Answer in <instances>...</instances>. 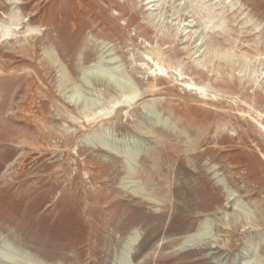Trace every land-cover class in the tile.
Instances as JSON below:
<instances>
[{
    "label": "rangeland",
    "instance_id": "obj_1",
    "mask_svg": "<svg viewBox=\"0 0 264 264\" xmlns=\"http://www.w3.org/2000/svg\"><path fill=\"white\" fill-rule=\"evenodd\" d=\"M147 3L0 0V264H264V0Z\"/></svg>",
    "mask_w": 264,
    "mask_h": 264
},
{
    "label": "bare ground",
    "instance_id": "obj_2",
    "mask_svg": "<svg viewBox=\"0 0 264 264\" xmlns=\"http://www.w3.org/2000/svg\"><path fill=\"white\" fill-rule=\"evenodd\" d=\"M27 1H28V0H27ZM156 2H157V0H148L147 5H152L153 3H156ZM154 6H155V5H154ZM9 35H10V28H9V27H6V28L4 29V32L2 33V37H3V38H6V37H8ZM33 48L35 49V51H34L35 54H37L38 52H37L36 49H38V47H33ZM147 57H148V56H147ZM149 57H150V56H149ZM151 57H152V56H151ZM52 59H53V57H52ZM55 61H56V60H55ZM150 61H151V60H150ZM157 67H158L160 73L164 71V69H163L161 66L158 65ZM105 72H106V71H105ZM0 73H1V72H0ZM65 74H66L65 76L68 75L67 73H65ZM105 74H106V73H105ZM67 77H68V76H67ZM65 78H66V77H65ZM68 79H69V77H68ZM68 79H67V80H68ZM115 79H116V78H115ZM119 84H120V83H119ZM118 86H119V85H118ZM124 86H125V85H124ZM132 86H133V85H131V87H130V88H131V91H132L135 95L138 96V93H139V92H137V90H136L134 87H132ZM126 89H127V88H126ZM194 89H195V88H194ZM194 89H193V90H194ZM197 90H198V88H197ZM199 90L202 91V88H199ZM199 90H198V91H199ZM135 95H134V96H135ZM137 96H135V97H137ZM135 99H136V98H135ZM133 100H134V99H133ZM101 141H102V140H101ZM103 142H104V141H103ZM185 243H186V244H187V243L190 244V246H186V245H185V247H184L185 249H187V247L192 248V247L194 246V243H193L192 240H190V241L188 240V241H186ZM121 264H128V263H126L125 261H123Z\"/></svg>",
    "mask_w": 264,
    "mask_h": 264
}]
</instances>
